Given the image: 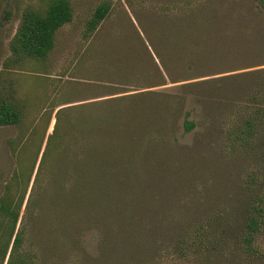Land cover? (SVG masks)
I'll use <instances>...</instances> for the list:
<instances>
[{"label":"rangeland","instance_id":"1","mask_svg":"<svg viewBox=\"0 0 264 264\" xmlns=\"http://www.w3.org/2000/svg\"><path fill=\"white\" fill-rule=\"evenodd\" d=\"M46 1L0 0V99L8 97L22 117L19 126H0V193L14 166L6 139L18 133L38 139L46 128L42 148L60 107L114 97L92 108L116 122L104 138L143 128V146L155 152L145 156L147 166L131 171L126 188L109 192L117 211L110 229L98 207L67 226L63 213L46 205L48 174L25 211L31 177L14 257L26 264H264V210L250 248L241 243L237 217L251 198L250 176L259 181L264 174V159L212 144L221 110L240 98L245 83L223 78L264 67V0H68L71 19L55 31L46 56L16 57L9 41L21 12ZM103 2L106 15L87 30ZM184 119L194 123L189 131ZM153 218L161 225L143 236V221L149 227ZM198 225L200 244L177 250L175 240Z\"/></svg>","mask_w":264,"mask_h":264},{"label":"trees","instance_id":"2","mask_svg":"<svg viewBox=\"0 0 264 264\" xmlns=\"http://www.w3.org/2000/svg\"><path fill=\"white\" fill-rule=\"evenodd\" d=\"M107 10L106 3L97 5L87 20L86 29L92 30L104 18ZM70 19L68 0H47L42 9H24L9 41L10 51L16 57L43 59L52 48L55 31ZM230 79L245 83L236 92L240 98L233 99L221 110L212 144L218 145L226 154L254 152L257 157L264 159V67L223 78L227 82ZM136 95L129 94L126 98L132 99ZM113 102L114 97L58 108L54 113L51 132L46 134L42 148L45 127L38 139L23 133L6 139L14 166L0 193V264H26L24 259H19L17 255L14 257L22 234V226L16 231L15 226L31 177L25 211L38 197L40 179L48 174V183L42 187L50 191L44 196L47 199L46 205L54 207L55 212L63 213V221L67 226L89 219L98 207L108 219L109 225L106 228L113 227L117 211L108 201L111 198L109 192L126 188L125 180L131 171L136 172L141 166L142 169L143 165L147 166L145 156L155 152L154 148L143 146V128L130 130L124 136H116L114 139L104 138L107 128L116 122L108 112L96 113L92 108H103ZM85 107L88 111L81 110ZM71 110L76 112L72 113ZM62 118H65L63 132L58 127ZM21 120L19 106L8 97L1 98L0 126H19ZM193 126L194 123L188 119L182 122L183 131H189ZM63 136H66L67 141L60 145L58 141ZM126 139L133 140L134 147L126 145ZM249 183L247 188L251 198L243 204L237 215L242 220L241 243L246 248H250L263 219L264 174L259 181L252 174ZM61 190H65L64 195L59 194ZM81 212L84 213L82 216ZM57 218L58 214H55L48 220L54 223ZM153 222L146 227L143 221V236H149L161 225L160 220L155 221L153 218ZM202 227H192L190 232L175 240L173 246L181 250L184 245H199L200 241L197 242L196 238L202 232Z\"/></svg>","mask_w":264,"mask_h":264}]
</instances>
